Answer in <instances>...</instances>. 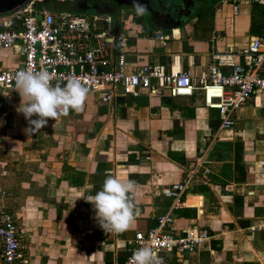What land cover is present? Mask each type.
<instances>
[{
	"label": "crops",
	"instance_id": "obj_1",
	"mask_svg": "<svg viewBox=\"0 0 264 264\" xmlns=\"http://www.w3.org/2000/svg\"><path fill=\"white\" fill-rule=\"evenodd\" d=\"M167 1L153 0V6L167 8ZM176 1L166 11L183 17L175 25L156 23L153 11L126 10L129 18L118 26L133 37L129 70L145 63L173 65L196 79L208 72L215 53L242 48L264 32V3L215 0L206 14L199 0ZM2 54L5 70L16 57ZM87 93L95 100L89 115L63 120L62 137L41 150L33 147L28 167L12 172L18 209L12 219L21 226L30 264H64L65 256L67 264H125L135 233L153 227L173 205L172 233L206 228L210 238L185 254L166 251L167 264H264V92L240 109L229 129H220L219 110L204 106L199 92L164 103L167 96L144 90L132 97L119 89L111 105L99 93ZM199 158V173L175 203L165 190L187 180ZM108 175L135 184L134 220L116 235L99 226L85 199Z\"/></svg>",
	"mask_w": 264,
	"mask_h": 264
},
{
	"label": "built area",
	"instance_id": "obj_2",
	"mask_svg": "<svg viewBox=\"0 0 264 264\" xmlns=\"http://www.w3.org/2000/svg\"><path fill=\"white\" fill-rule=\"evenodd\" d=\"M126 15L127 11L121 10L119 21L112 22L108 14L50 9L44 0H28L12 12L0 14V51H10L17 59L10 68L0 70V90L15 87V73L30 66L33 71H48L53 84L63 85L69 78H78L88 92L99 93L108 105L116 102L119 89L132 97H139L144 90L171 98L194 97L199 92L204 106L219 110L220 129L233 127L240 109L264 92V32L242 48L215 53L208 72L195 79L189 71L175 69L173 65L167 68L145 63L129 70L133 37L118 26L129 18ZM156 38L166 44L167 37L162 33ZM237 56L244 60L236 62ZM202 164L203 159L199 158L191 176L165 190V194L174 196L175 203L179 201ZM209 173L205 169L203 177L207 179ZM175 208L173 205L160 215L147 231L135 233L134 248L125 264L143 246H150L161 264H167L166 251L185 254L200 248L210 238L206 228L172 233L169 225L174 221ZM0 264H30L23 252L21 226L9 216L0 221Z\"/></svg>",
	"mask_w": 264,
	"mask_h": 264
},
{
	"label": "clouds",
	"instance_id": "obj_3",
	"mask_svg": "<svg viewBox=\"0 0 264 264\" xmlns=\"http://www.w3.org/2000/svg\"><path fill=\"white\" fill-rule=\"evenodd\" d=\"M132 3L137 15L147 11L140 0H132ZM52 80L48 71H33L30 66L15 73V88L22 98L17 111L27 120L29 127L25 131L29 135L44 128L49 118L55 120L58 115H67L70 110L78 113L83 109L88 89L78 78H69L63 85L53 84ZM134 193V181L108 175L100 189L85 199L92 204L99 226L106 233L116 235L131 227ZM63 259L67 264L68 258L65 256ZM129 264H161V261L150 246H143L133 252Z\"/></svg>",
	"mask_w": 264,
	"mask_h": 264
},
{
	"label": "rangeland",
	"instance_id": "obj_4",
	"mask_svg": "<svg viewBox=\"0 0 264 264\" xmlns=\"http://www.w3.org/2000/svg\"><path fill=\"white\" fill-rule=\"evenodd\" d=\"M214 1L199 0L200 8L204 9L200 10V12L203 11L207 14L209 6ZM216 2H220V0ZM64 8L66 9H61V11L78 13L75 9ZM108 17L114 22L118 14H108ZM3 55L0 56V66L5 68L6 65L4 62L2 63ZM16 62L17 59L14 58L12 65ZM7 90L6 95L0 99L2 103L0 105V221L6 216L13 219L18 218L17 201H15V191L17 190L13 188L14 184L17 183V179L13 178L12 172L21 169L24 165L28 167L26 164V161L29 160L27 152L33 151V147L41 150L51 140L54 142H56L55 140L58 141L62 137L60 128L63 120L70 121L76 117L86 118L95 102L93 94L87 93L82 111L77 113L70 110L67 115L60 114L55 120L49 118L48 124L44 128L40 129L37 133L29 135L25 131L29 127L28 122L24 118V115L17 111L22 98L16 91V88ZM2 92L0 90V98ZM4 112H6V115L2 114Z\"/></svg>",
	"mask_w": 264,
	"mask_h": 264
},
{
	"label": "flooded vegetation",
	"instance_id": "obj_5",
	"mask_svg": "<svg viewBox=\"0 0 264 264\" xmlns=\"http://www.w3.org/2000/svg\"><path fill=\"white\" fill-rule=\"evenodd\" d=\"M17 0H0V12H4L6 9H8L14 2ZM140 2L144 5H146V9L148 11H153L156 14L152 17L156 21V23H162L165 25H175L180 23V18H172L168 12L172 11V8L170 7L175 6L177 3L176 0H169L167 1V4H169V7L167 8H155L153 6V0H140ZM171 3V4H170ZM160 4V3H159ZM44 5L47 6L50 9L59 10L58 8L62 5H65L71 9H75L78 12L81 13H90L95 11H107V12H117L120 13L121 10H127V9H134L132 0H78V1H62V0H44ZM190 5V4H189ZM188 5V6H189ZM190 10V8H189ZM161 13L165 14L162 15ZM167 13V14H166ZM152 21L151 19H149Z\"/></svg>",
	"mask_w": 264,
	"mask_h": 264
},
{
	"label": "water",
	"instance_id": "obj_6",
	"mask_svg": "<svg viewBox=\"0 0 264 264\" xmlns=\"http://www.w3.org/2000/svg\"><path fill=\"white\" fill-rule=\"evenodd\" d=\"M28 0H17L16 2H14V4H12L8 9H6L4 12H0V14L3 13H8V12H12L15 8L19 7L20 5L24 4L25 2H27ZM62 1H78V0H62ZM93 12H97V13H108L110 14V12L107 11H95L93 10ZM151 12V11H148ZM152 19V18H151ZM164 103H170L172 101V98L170 96H167L163 99Z\"/></svg>",
	"mask_w": 264,
	"mask_h": 264
},
{
	"label": "trees",
	"instance_id": "obj_7",
	"mask_svg": "<svg viewBox=\"0 0 264 264\" xmlns=\"http://www.w3.org/2000/svg\"><path fill=\"white\" fill-rule=\"evenodd\" d=\"M64 7H67V6H65V5L63 6V5H62V6L59 7L58 9H59V10H61V9H66V8H64Z\"/></svg>",
	"mask_w": 264,
	"mask_h": 264
},
{
	"label": "bare ground",
	"instance_id": "obj_8",
	"mask_svg": "<svg viewBox=\"0 0 264 264\" xmlns=\"http://www.w3.org/2000/svg\"><path fill=\"white\" fill-rule=\"evenodd\" d=\"M3 96L5 95V94H2Z\"/></svg>",
	"mask_w": 264,
	"mask_h": 264
}]
</instances>
